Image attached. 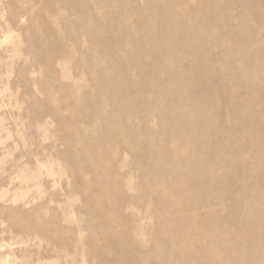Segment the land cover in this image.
Segmentation results:
<instances>
[{"label": "rangeland", "instance_id": "374dc122", "mask_svg": "<svg viewBox=\"0 0 264 264\" xmlns=\"http://www.w3.org/2000/svg\"><path fill=\"white\" fill-rule=\"evenodd\" d=\"M251 2L256 10L246 31L249 39L264 43V30L259 31L264 25L263 0H218L216 9L223 24L235 29L244 23ZM174 3L183 12L179 21L197 18V24L192 23L196 30L203 29L201 22L212 26L206 0ZM147 6V0H0V264H140L129 257L153 248L162 211L158 197L143 182L160 180L158 162L172 156L167 146L174 105L206 108L217 131L244 135V124L233 118L231 103L235 106L237 100L228 93L229 76L223 70L226 66L240 77L246 61L239 45L231 46L226 57L209 47L194 61L201 69L193 77L185 73L174 79L168 70L155 72L159 55L153 43L163 40L169 24L167 12L152 15ZM213 33L220 32L214 27ZM255 54L262 58L263 49ZM185 62L173 71L186 72L191 61ZM253 77L255 94L264 105L263 76ZM132 80L141 91L138 96ZM172 92L176 95H166ZM241 95L253 99L247 89ZM256 119L264 127L263 111ZM120 129L137 143L134 147L125 149L116 141ZM183 130L190 136L188 125ZM204 133L212 132L206 128ZM81 141L104 157L93 172L86 168L93 161L90 152L85 158L77 156ZM230 145L238 150V143ZM242 156L249 159L251 154L244 151ZM214 162L213 149L202 150L200 165L214 172ZM246 169L247 175L229 176L227 197L239 209L253 196L245 177L264 191V165ZM101 173L108 176L104 182L97 179ZM114 179L126 203L117 214L104 210L105 220L119 219L109 226L97 220L94 194L98 187L110 189ZM208 197L212 203V194ZM177 203L175 211L180 212L191 199ZM196 211L202 214L203 209ZM174 216L162 214L160 221L174 225ZM229 223L225 220L226 226ZM130 232L144 245H131ZM245 233L249 230L239 232ZM178 247L166 248L163 264L175 263L172 252ZM258 247L264 253V244Z\"/></svg>", "mask_w": 264, "mask_h": 264}, {"label": "bare ground", "instance_id": "6f19581e", "mask_svg": "<svg viewBox=\"0 0 264 264\" xmlns=\"http://www.w3.org/2000/svg\"><path fill=\"white\" fill-rule=\"evenodd\" d=\"M176 1L147 0L146 11L152 15L157 12H167L166 20L169 24L164 32L163 40L159 44L153 43V49L159 55L153 70L155 72L168 70L173 73L174 79L184 77L185 73L193 77L201 69V66L195 64L194 61L202 58L209 47L219 50L221 55L226 57L231 46L239 45L246 61V66L241 71L240 77H236L235 72L226 66L223 67V70L227 71L229 76L226 80L229 82V86L227 84L228 93L231 99L237 100L235 106L231 103L233 118L240 125L244 124L242 126L244 135L223 134L217 131L213 113L206 108L198 105L192 107L182 104L174 105L175 124L173 130L170 131L172 138L167 146V151L173 150L172 156L170 159L158 162L157 169L160 170V180L152 182L145 178L143 182L149 193L158 197V203L162 205L161 215L156 222L160 228L153 232V240L151 239L155 241L152 245L153 248L139 255H130L129 259L133 263L138 261L140 264H163L164 256L167 255L166 248L171 249V246L177 244L179 247L172 252L174 264H264V253H260V247H258V245L264 244V191L257 184L250 183L245 177V183L252 187L253 196L244 203V209H239V206L227 197L231 190L230 174L240 172L247 175L248 165L253 169H259L264 165V145L262 144V142L264 143V127L262 121L256 119L258 112H264V105L260 103L255 94L258 85L253 80L255 75H262L264 79V55L260 58L255 54V50L258 48L263 49L264 53V43L249 39L248 31H246L250 28V16L256 10L255 3L251 2L247 8L242 26L230 29L223 24L220 13L216 9L218 0H206L207 9L213 20L212 26L201 22L203 29L196 30L193 29L192 23L197 24V18L193 17L192 23L178 20L183 12H181V7L174 3ZM261 17L264 19V13ZM214 27L219 30V34L214 35ZM204 30H209V33L207 34ZM262 30H264V25L259 29V31ZM188 59H190L191 65L186 72L183 70L173 71ZM104 69L109 72V68ZM134 79H137V76ZM130 86L135 95L141 94L135 80H132ZM244 89L249 90L253 97L252 100H247L241 95ZM166 95L170 97L176 93L172 92V94ZM126 100L135 102L132 97H127ZM185 125L190 127V136H187L183 130ZM206 128H210L212 133L208 135L204 133ZM140 139L142 138H137V141ZM116 141L126 146L125 149L132 148L137 144L122 129L119 130ZM108 142L109 140L106 141V143ZM196 142L202 143V147H196ZM234 142L239 144L238 150H234L230 145ZM253 142L256 145H253ZM79 146L78 157L83 158L89 152L93 156V161H89L86 167L93 172L97 163L104 159L103 155L96 153L94 146L90 143L81 141ZM114 146V148H119L117 143ZM212 149L215 156L212 166L215 171L209 172L205 166L200 165V162L202 150ZM244 151L250 152L249 159L243 158ZM139 170H144V167L140 165ZM97 179L104 182L108 176L104 173L97 174ZM82 186L86 187L87 182ZM108 188L110 189L98 187L94 194V208L97 211L98 222L110 226L119 223V219L105 220L102 217L104 210L117 214L120 206L125 205L126 202L123 197H120L122 191L119 189L116 179L111 181ZM127 189L129 191L130 187L127 186ZM209 194L214 197H212L214 199L212 203L208 199ZM185 197L190 198L191 203L177 212V202ZM196 209H203L202 214H199ZM171 213L175 214L174 225H171L166 219L160 221L162 214ZM215 215H224V219L217 220ZM200 220H206V222L194 227V224ZM225 220L230 222L229 225L226 226ZM240 230H249V234H239ZM257 235L261 237L260 243L255 241ZM128 236L131 245L136 243L144 245L135 237L139 235L130 232ZM202 238L207 242H201ZM231 239L234 244H231Z\"/></svg>", "mask_w": 264, "mask_h": 264}]
</instances>
